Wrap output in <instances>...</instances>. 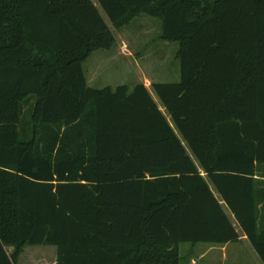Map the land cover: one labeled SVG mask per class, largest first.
Returning <instances> with one entry per match:
<instances>
[{
    "label": "trees",
    "instance_id": "obj_1",
    "mask_svg": "<svg viewBox=\"0 0 264 264\" xmlns=\"http://www.w3.org/2000/svg\"><path fill=\"white\" fill-rule=\"evenodd\" d=\"M95 1L117 31L157 20L179 80L92 88L116 45L92 0H0V264H183L241 235L264 264V0Z\"/></svg>",
    "mask_w": 264,
    "mask_h": 264
},
{
    "label": "rangeland",
    "instance_id": "obj_2",
    "mask_svg": "<svg viewBox=\"0 0 264 264\" xmlns=\"http://www.w3.org/2000/svg\"><path fill=\"white\" fill-rule=\"evenodd\" d=\"M92 2L97 5L95 0ZM100 12L114 33L115 46L118 45V47L116 49L114 46L109 51H97L85 61L83 68L88 86L100 89L105 86L115 87L122 84L132 87L134 83H142L150 89V84L153 82L179 80V63L175 59L178 44L164 43L159 40L160 25L157 20L142 16L117 31L110 26L101 10ZM126 49L131 56L118 53L124 51L127 54ZM114 52L117 54L116 58L113 57ZM118 62L120 63L117 65ZM231 246L232 249L226 250L227 257L232 259H240L244 256L253 257V254L247 251V246L245 249L239 247L236 250L233 249L237 246L236 244ZM179 250L183 257V264H214L213 258H217L218 264L230 262L223 263L224 253L212 249L210 245H181ZM259 263L261 264L260 261ZM17 264H56V248L54 246H27L19 256ZM233 264L242 263L235 261Z\"/></svg>",
    "mask_w": 264,
    "mask_h": 264
},
{
    "label": "crops",
    "instance_id": "obj_3",
    "mask_svg": "<svg viewBox=\"0 0 264 264\" xmlns=\"http://www.w3.org/2000/svg\"><path fill=\"white\" fill-rule=\"evenodd\" d=\"M159 36H160V34H159ZM159 38V37H158ZM116 47V49H117V47H118V45L117 46H115ZM120 48V47H119ZM115 50V49H114ZM126 51H127V54L124 52V51H121V52H118L119 54L121 53L122 55H126V56H131V53L126 49ZM114 54H115V52H114ZM117 54H115L113 57H117L116 56ZM121 62V61H120ZM120 62H118L117 63V65L120 63ZM136 84H138V83H134V85H136ZM122 85H126V84H122ZM133 85V86H134ZM151 85V84H150ZM117 86H120V85H117ZM117 86H115V87H117ZM132 86V87H133ZM105 87H111V86H105ZM115 87H111V88H115ZM129 87H131V86H129ZM260 214L261 215H264V209H263V207L260 205ZM227 214H229L228 212H227ZM238 231V230H237ZM240 242H238V243H234V244H226V245H222V246H211L212 247V249H216L218 252H223L224 253V259H223V263H225V262H227V261H230L229 263L230 264H233L235 261H239V262H241L242 264H260L259 263V261L260 260H258L259 258L258 257H256L257 255H256V253L253 251V249L252 248H250L251 246H250V244L248 243V241L246 240V238L244 237V236H242L241 235V237H240ZM237 245L235 248H233L234 250H236L237 248H239V247H242V248H246V246H247V251L249 250L252 254H253V257H251V258H249V257H246V256H244V257H242V258H240V259H232L231 257H227V255L225 254L226 253V250H229V249H232L231 247V245ZM248 251V252H249ZM249 252V253H250ZM254 254L256 255V256H254ZM228 258H231V259H229L228 260ZM217 259V258H216ZM216 259H212V260H215L214 261V264H218V261H216ZM261 262V261H260ZM228 263V264H229ZM262 264V263H261Z\"/></svg>",
    "mask_w": 264,
    "mask_h": 264
}]
</instances>
